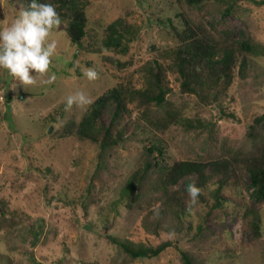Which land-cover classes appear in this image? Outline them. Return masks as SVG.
I'll use <instances>...</instances> for the list:
<instances>
[{"label":"rangeland","instance_id":"374dc122","mask_svg":"<svg viewBox=\"0 0 264 264\" xmlns=\"http://www.w3.org/2000/svg\"><path fill=\"white\" fill-rule=\"evenodd\" d=\"M22 9L21 0H0V27L14 21ZM86 9L89 16L86 45L91 41L93 47L101 46L108 27L115 22L120 21L129 31H136L134 36L131 32L126 34L132 42L120 60L114 51L110 54L117 61L105 52H90L71 42L62 24L52 35L57 41L50 69L56 74L54 81L43 83L46 77L37 75V83L25 86L0 69V264H90L95 261L184 264L175 248L156 259L133 260L105 233L107 230L120 236L144 238V230L137 224L140 214L137 207L122 205L119 213L111 211L110 225L104 226L101 221L102 212L113 202L111 196L118 186L117 180L121 183L140 165L142 142L138 138L145 134L140 130L137 136L132 133L133 120L126 118L125 122L130 139L115 155L108 157L109 168L101 171L106 187L99 194L103 195L102 202H93L90 216L85 218L79 199L86 193L89 178L95 172L98 146L90 140L63 138L59 114L65 111V117L75 115L80 120L89 105L62 108L63 111L54 114L56 108L66 103V97L77 90H83L93 101L117 82L143 87L146 80L142 67L154 57L169 65L167 54L178 41L172 29L160 20L170 18L179 25L178 7L175 0H91ZM222 11V7L209 4L202 10H192V14L220 19ZM222 26H231L236 38L250 37L264 44V2L244 0L241 8L223 19ZM89 66L97 70V78L88 79L81 71ZM168 78L177 91L172 101L186 104L185 116H215L219 140L232 135L228 140L235 147L248 145L243 138L244 129L264 114V60L252 61L247 79L237 78L227 93L229 96L223 98L225 110L234 111L238 120L225 117L214 105L203 104L196 96H180L179 84L170 70ZM50 113L55 122L49 119ZM104 121L109 124L111 116H105ZM157 136L162 139L169 162L195 160L208 149V146L202 148L204 134L187 131L182 126H172ZM216 146L218 143H214L212 151ZM187 187L185 184L182 189ZM252 191L250 177L245 174L239 186L225 190V208L215 210L209 220L204 219L208 205L198 202L191 216L195 224L204 225L205 235L192 241L179 238V244L206 264H264V201L254 200ZM205 194L210 201L209 191ZM119 196L117 192L114 199ZM70 199L73 202L69 203ZM251 207L262 217L258 236L253 234L251 218L243 216L246 208ZM86 220L93 221V229L85 226ZM145 239L148 238L145 236Z\"/></svg>","mask_w":264,"mask_h":264},{"label":"trees","instance_id":"16d2710c","mask_svg":"<svg viewBox=\"0 0 264 264\" xmlns=\"http://www.w3.org/2000/svg\"><path fill=\"white\" fill-rule=\"evenodd\" d=\"M243 1L175 0L179 25L170 18L160 20L172 29L178 41L167 54L171 61L169 65L158 57L148 60L142 67L146 80L143 87L135 88L131 82H117L93 100L80 120H76L75 115L65 117L62 108H66V103L54 110V114H59L61 109L63 111L59 114L60 135L63 138L90 140L98 146L95 172L89 178L86 193L79 199L85 218L90 216L93 202H102L103 195L100 197L99 194L105 192L106 187L101 171L109 168L108 157L115 155L130 139L126 118L133 120L132 133L137 136V130H140L145 134L138 138L142 142L140 165L121 183L120 179L117 180L118 186L111 196L113 202L102 212L101 220L104 226L110 225L113 219L111 211L119 213L122 205L140 210L137 224L144 230V238L134 239L131 235L120 236L105 230L111 242L133 260L156 259L167 250L175 248L180 252L184 264H206L179 244V238L192 241L205 235L204 225L195 224L191 216L194 206L191 211L188 210L189 193L187 188L182 189L185 184L196 183L202 188L198 202L209 207L205 220H209L215 210L225 208V190L239 186L245 174L250 177L252 198L264 201V114L257 116L244 129L243 138L248 141V145L235 147L228 140L232 135H226L220 140L217 138L219 126L215 116H185L186 104L172 101L177 91L168 78L170 70L179 84L180 96H196L203 104L214 105L217 112L225 117L238 120L234 111L225 110L223 98L229 96V89L237 78L247 79L252 61L264 60V44L250 37L236 38L231 26H222L223 19L241 8ZM28 2L21 0L23 8L28 6ZM51 2L57 5L64 24L62 30L71 42L90 52H105L112 60L114 56L110 52L117 53L120 60V55L129 51L132 38L126 34L131 31L120 21L108 27V35L101 46L95 48L91 41L86 45L85 39L89 37L86 8L91 0ZM209 4L222 7L220 19L192 14V10H202ZM121 28L125 29L124 32ZM131 33L134 36L136 31ZM51 115L49 119L55 122L56 118ZM107 115L111 116L109 124L104 121ZM172 126H182L187 131L204 134L202 148L208 146V149L198 159H174L169 162L162 139L157 133H165ZM233 131L239 133L236 126H233ZM214 143H218V146L212 151ZM95 189L97 192H94ZM206 191L211 194L210 201ZM117 192L120 196L114 199ZM243 216L251 218L253 234L258 236L262 230V217L256 208H246ZM86 221L85 226L93 229V221ZM90 264L102 263L95 261Z\"/></svg>","mask_w":264,"mask_h":264},{"label":"clouds","instance_id":"9594fccd","mask_svg":"<svg viewBox=\"0 0 264 264\" xmlns=\"http://www.w3.org/2000/svg\"><path fill=\"white\" fill-rule=\"evenodd\" d=\"M62 24L57 5L51 0H29L14 21L0 27V69L6 70L23 85L37 83V75L45 76L43 83L56 79L50 72L53 57L56 55L57 41L53 32ZM35 70V72H33ZM88 79H95L99 73L91 66L81 69ZM92 99L83 90H77L66 97V109L74 105L85 107ZM189 208L198 203L202 188L196 183L187 187Z\"/></svg>","mask_w":264,"mask_h":264}]
</instances>
